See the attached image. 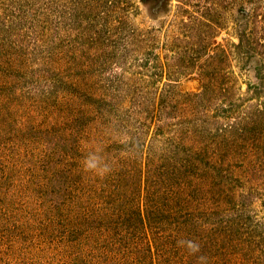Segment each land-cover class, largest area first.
<instances>
[{
  "label": "rangeland",
  "instance_id": "rangeland-1",
  "mask_svg": "<svg viewBox=\"0 0 264 264\" xmlns=\"http://www.w3.org/2000/svg\"><path fill=\"white\" fill-rule=\"evenodd\" d=\"M245 2L264 8V0ZM65 3L66 16L63 21L51 17L53 31L50 33L52 40H61L55 47L63 51V81L70 92L78 89L91 95L109 93L120 97L118 107L105 103L104 110L111 111V115L112 110H116L122 119L129 120L128 129L120 127L116 133L126 130V134L138 139L134 141V147L139 157L131 158L136 159V165L145 166L146 162L149 166L155 165L147 158V146L152 141L158 145L162 139L158 124L150 121L155 116L149 105L151 101L161 93L170 92L172 85L176 87L174 91L180 93H197L201 78L217 80L226 102L221 111L211 112L209 116L221 113L228 116L225 121L216 126L206 124L194 128L190 122L204 118L195 109L196 112L188 111L185 119L170 122V128L178 129L188 124L187 128L191 130L183 137L186 140L183 147L192 144L195 149L202 150L203 158L216 161V168L222 174L216 183H210L209 171L207 174L195 172L189 175L192 177L184 188L179 189L183 194L181 201L190 203L192 209L194 205L200 206L201 210L212 209L220 203L223 208L224 217L219 224L222 227L214 232L215 227L208 228L211 236L213 234L214 247L208 253L196 255L194 261L197 264H264V106L263 112L257 114L255 107L261 108L253 99L254 92L247 89L260 84L254 72L257 60L243 67L235 49L244 24L243 1L192 0L185 13L178 10L179 4L175 0H138L136 14L127 19L123 16L125 26H117L120 19L113 13L104 11L87 15L81 10L76 13L71 11V0H65ZM57 23L62 24L61 31H56ZM184 23H191L193 33L188 44L180 42L188 36L189 29ZM174 38L178 40L173 43ZM260 38L263 37L260 35ZM28 51L31 52V48ZM1 57L0 264H74L71 259L77 252L66 243L75 240V234L89 245L84 253L86 259L92 260L100 256V246H106L99 240L101 231L80 229L73 233L76 229L72 226L76 224L71 223L66 214L52 223L43 213L37 194L41 193L40 177L46 166L40 162L41 147L34 139L28 141L33 135L22 130L45 129L64 122L72 101L60 97L44 80L33 77V67L29 68L30 75L21 71L4 73L11 66L16 68V62H9L6 55ZM50 96L52 98L48 100ZM261 102L264 103V99ZM179 109L170 104L171 113L176 115ZM198 113L200 116L196 117ZM253 116L258 118L247 120ZM88 122L92 126L84 128L83 138L71 142L78 150L77 160H82L72 162V166L83 171L85 156L97 149L103 163L109 166L121 163L122 148L113 145L114 131L102 128L98 117ZM196 124L199 126L200 123ZM57 126L55 130L68 128L67 124ZM183 131L184 127L181 136ZM194 132L199 134L195 139L191 138ZM111 156L117 157L112 164L109 163ZM56 162L66 165L64 160ZM157 164L163 168L160 160ZM208 168L211 169L212 164ZM88 174L89 187L72 179L68 188L81 190L87 197L105 195L100 185L102 179ZM103 179L102 182L109 185L113 181L110 173ZM149 185L160 188L153 178L149 179ZM209 185L212 193H209ZM108 190L113 191L112 187ZM155 190L164 192V189ZM186 214L194 217L190 212L179 213V216ZM156 228V233L163 230L160 225ZM9 229L12 233L16 230L15 238L11 237ZM237 229L239 231L235 233Z\"/></svg>",
  "mask_w": 264,
  "mask_h": 264
},
{
  "label": "trees",
  "instance_id": "trees-1",
  "mask_svg": "<svg viewBox=\"0 0 264 264\" xmlns=\"http://www.w3.org/2000/svg\"><path fill=\"white\" fill-rule=\"evenodd\" d=\"M175 1L179 4L178 10L185 13L192 3V0ZM242 1L244 24L238 35L239 44L235 49L240 54L243 67H248L249 63L257 60L254 72L260 84L248 86L247 89L254 92L253 99L258 101L261 108L258 110V106L255 107L256 113L259 114L263 112L264 106L261 102V99H264V8L256 6L253 2L249 3L250 6L245 0ZM137 2L138 0H71V11L77 13L81 10L87 15L104 11L113 13L120 19L117 26H125L126 22L122 21V18L124 19V15L127 19L136 14ZM66 5L65 0H0V63L1 56L4 55L9 62H16V68L11 66L4 73L21 71L29 74V68L33 67V77L44 80L50 84L51 90L56 89L55 92L60 97L72 101L64 122L52 124L45 129H22L33 135L27 140L34 139L41 147L40 162L48 168L46 170L45 167L44 175L40 177L41 193L37 194L43 213L52 223L60 215L66 214L71 223L76 224L72 226L76 229L73 233L80 229L101 231L99 240L106 246H100V256H95L92 260L86 259L84 252L89 245L81 242L83 239L80 235L75 234L74 238H77L66 243L68 248L77 252L71 259L74 264H197L194 261L195 256L208 253L214 247L213 234L211 236L208 228L215 227L214 232L222 227L219 224L224 217L223 208L219 206L220 203L212 209L201 210L200 206L196 205L192 209L190 203L181 201L180 196L183 194L179 193V189L184 188L185 183L192 177L189 175L195 172L207 174L209 171L210 183H216L222 174L216 168V161L210 162L203 158L202 150L195 149L192 144L187 148L183 147L186 146L183 137H187L188 131L191 130L187 128L188 124L181 125L178 129L170 128V122H179L187 117L188 111L196 112L197 109L204 118H195L193 123L190 122L194 128L204 127L206 124L218 125L228 116L221 113L215 116L209 114L221 111L226 102V97L223 96L225 94H221L217 80L211 78L200 79L201 86L197 93H180L174 91L176 87L172 85L170 92L159 94L158 98L149 104L155 115L150 121L158 124L162 139L157 142L158 145H154L152 141L146 150L147 158L155 165L149 166V162H146L145 166L136 165V159L131 158L139 157V152L134 147V141L138 139L125 133L129 120L122 119L116 110H112V115L111 111L104 110L105 103L118 107L120 97L109 93L91 95L78 89L70 92L63 81V51L60 47H55L61 44V40H52L50 33L53 31L51 17L56 16L58 20L63 21ZM54 27L56 31L62 30L61 23ZM184 27L189 29L188 36L186 39H180V42L188 44L193 39L191 23H184ZM260 35L263 38H260ZM177 40L174 38L173 43ZM29 48L31 52L28 51ZM51 98L47 97L48 100ZM129 102L131 103V100ZM171 103L180 108L178 114L170 112ZM200 113L195 116L199 117ZM94 116L98 117L102 128L114 131L113 145L122 148L120 155L123 157L120 159L121 163L110 166L112 170L109 173L113 179L111 185L102 182L104 179L100 181L105 195L93 194L92 197H87L81 190L68 188L72 179L84 187H89V174L72 166V162L77 160L78 150L73 148L71 142L83 138L84 128L92 126L88 120L97 119ZM255 118L258 116L247 117V120L252 121ZM105 119L109 120L104 122ZM196 123H200L199 126ZM59 124H67L68 128L63 131L55 130ZM120 127L126 130L116 133ZM198 135L194 132L191 138L195 139ZM123 140L128 141L123 143ZM115 159L117 157L111 156L109 163L112 164ZM56 160H64L66 165L62 162L55 163ZM159 160L162 162V169L157 166ZM77 162L82 160L78 159ZM209 164H212L211 169L208 168ZM152 178L160 188L150 187L149 179ZM111 187L113 191L108 190ZM155 189H164V192ZM209 189V193H212L210 185ZM110 197L113 198L112 201L109 200ZM183 212L194 213V217L189 214L179 216V213ZM158 220L161 221L160 224L157 223ZM158 225L163 227L160 233H156ZM9 230L11 237L15 238L16 230L13 233L12 229ZM237 231L239 230L235 233Z\"/></svg>",
  "mask_w": 264,
  "mask_h": 264
},
{
  "label": "clouds",
  "instance_id": "clouds-1",
  "mask_svg": "<svg viewBox=\"0 0 264 264\" xmlns=\"http://www.w3.org/2000/svg\"><path fill=\"white\" fill-rule=\"evenodd\" d=\"M96 152H89L83 160V170L87 173H92L94 176L103 179L109 172L111 167L107 163L102 162V157Z\"/></svg>",
  "mask_w": 264,
  "mask_h": 264
}]
</instances>
